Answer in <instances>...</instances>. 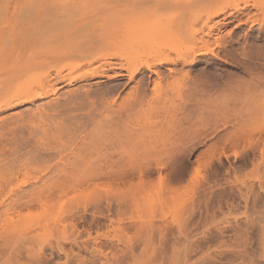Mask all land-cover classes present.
Returning a JSON list of instances; mask_svg holds the SVG:
<instances>
[{"label":"rangeland","instance_id":"1","mask_svg":"<svg viewBox=\"0 0 264 264\" xmlns=\"http://www.w3.org/2000/svg\"><path fill=\"white\" fill-rule=\"evenodd\" d=\"M39 1L0 0V264H264V0H215L132 79L54 69Z\"/></svg>","mask_w":264,"mask_h":264},{"label":"bare ground","instance_id":"2","mask_svg":"<svg viewBox=\"0 0 264 264\" xmlns=\"http://www.w3.org/2000/svg\"><path fill=\"white\" fill-rule=\"evenodd\" d=\"M200 2L201 0H40L38 6L33 7L35 8L33 12L60 8V15L66 20L63 28L57 29L58 31L54 29L53 33L50 31L59 38L56 50L44 54L46 59L52 55L60 56L61 62L54 66V69L69 67L73 71L85 65L90 67L89 76L104 75L108 70L118 69V75L126 71L124 74L132 79L144 68L152 70V65L159 66L168 61L170 50L181 49L178 53L185 55L182 46L173 49L162 39L165 34L171 35L175 32L182 39L187 38L194 42L202 40V37H198L199 30L194 29L193 26L204 17H210L214 12L213 8L218 4L213 3L216 2L215 0H208L200 9L198 8ZM27 7L29 8L28 2L25 5V8ZM203 8L206 10L204 11ZM166 11L170 13L166 14ZM149 43H153V46L145 50ZM117 47L119 49L117 52L111 51L112 49L115 51ZM204 47L202 53L210 51L209 43ZM200 49L202 48L196 44L188 51L199 54ZM104 50L109 51L106 53ZM98 51L104 53L94 55ZM121 58L133 65L121 64L117 60ZM155 61L157 63H154ZM74 63L76 66H72ZM93 63L97 65L93 66ZM39 82L18 90L17 99L27 97L31 93L41 97L47 90L35 89L34 86L39 85ZM141 85L142 78L135 82L134 87L141 88ZM101 97L105 98L104 94ZM21 120L27 118L18 121ZM11 147L10 153L12 151L18 153L17 149H23L26 145L16 144Z\"/></svg>","mask_w":264,"mask_h":264}]
</instances>
